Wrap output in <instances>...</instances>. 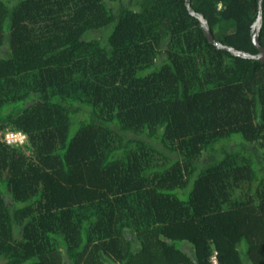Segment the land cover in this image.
Wrapping results in <instances>:
<instances>
[{
	"label": "trees",
	"instance_id": "16d2710c",
	"mask_svg": "<svg viewBox=\"0 0 264 264\" xmlns=\"http://www.w3.org/2000/svg\"><path fill=\"white\" fill-rule=\"evenodd\" d=\"M190 6L258 54L259 0ZM215 253L264 264V62L187 0H0V264Z\"/></svg>",
	"mask_w": 264,
	"mask_h": 264
},
{
	"label": "water",
	"instance_id": "95a60500",
	"mask_svg": "<svg viewBox=\"0 0 264 264\" xmlns=\"http://www.w3.org/2000/svg\"><path fill=\"white\" fill-rule=\"evenodd\" d=\"M190 1L191 0H187L188 9L190 10L192 15H194L195 17H197L200 20L201 27H202L203 31L205 32V35L207 36V38L209 39V41L212 44L217 46L218 49L227 50L230 53H232L236 56H239V57L255 59V60H260V61L264 62V47L261 46L260 38H259V32H260V30L262 28V24H263V19H262L263 0H259V16H258L255 24L253 25V30H252L253 43L259 51L258 54H256V55H251V54H248V53L243 52V51H238L232 47H229L227 45H224L222 43L215 41L213 38L212 32H211V28H210L208 22L206 21L205 17L202 14H198L192 10V8L190 6Z\"/></svg>",
	"mask_w": 264,
	"mask_h": 264
},
{
	"label": "built area",
	"instance_id": "2783aa9c",
	"mask_svg": "<svg viewBox=\"0 0 264 264\" xmlns=\"http://www.w3.org/2000/svg\"><path fill=\"white\" fill-rule=\"evenodd\" d=\"M26 139V136L22 133H8L6 140L9 144H23ZM217 257L213 260V263L216 264Z\"/></svg>",
	"mask_w": 264,
	"mask_h": 264
},
{
	"label": "rangeland",
	"instance_id": "374dc122",
	"mask_svg": "<svg viewBox=\"0 0 264 264\" xmlns=\"http://www.w3.org/2000/svg\"><path fill=\"white\" fill-rule=\"evenodd\" d=\"M74 91V90H73ZM74 93V92H73ZM215 257H217V253L214 254L213 256V259L212 260H215ZM216 264H218V260H216Z\"/></svg>",
	"mask_w": 264,
	"mask_h": 264
}]
</instances>
